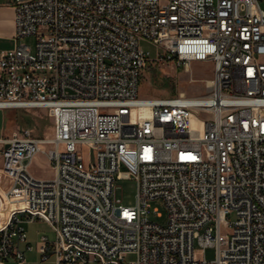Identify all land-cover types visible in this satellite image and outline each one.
I'll return each mask as SVG.
<instances>
[{"label":"built area","instance_id":"obj_1","mask_svg":"<svg viewBox=\"0 0 264 264\" xmlns=\"http://www.w3.org/2000/svg\"><path fill=\"white\" fill-rule=\"evenodd\" d=\"M12 8L0 109H40L52 123L38 138L28 128L0 137V264H27L31 251L52 264H264V0ZM27 36L32 47L17 42ZM149 61L210 62L212 76L200 95L138 97ZM39 153L49 179L29 172ZM123 179L132 205L117 196ZM152 200L163 224L146 218ZM34 221L54 239L31 245L24 224ZM206 247L214 258L196 257Z\"/></svg>","mask_w":264,"mask_h":264},{"label":"rangeland","instance_id":"obj_2","mask_svg":"<svg viewBox=\"0 0 264 264\" xmlns=\"http://www.w3.org/2000/svg\"><path fill=\"white\" fill-rule=\"evenodd\" d=\"M34 37L27 36L17 40L18 43H25L32 47ZM140 46L148 52V59L151 60L156 55L153 45L142 41ZM212 76V64L210 62H192L187 70L183 66H177L174 62H151L149 61L141 70V78L138 86V97L142 98H172L181 92L186 96L200 95L206 90V81ZM0 115V124L11 125L16 129L28 128L33 136H41L51 128V119L39 109H22L4 111ZM83 154L93 155L92 151L82 150ZM29 172L36 178L49 179L52 172L43 154H37L29 165ZM117 196L121 198L124 205L134 203V182L123 179L117 180ZM149 212L146 218L149 221L163 224L166 218V210L159 200L149 201ZM159 214L160 216H157ZM27 240L31 245L45 236L48 240L54 239V232L44 221H34L24 224ZM27 264H52L53 259L45 263H38L37 254L34 251L26 252ZM215 256L214 247H206L203 253H196V257L211 260ZM126 256L125 260H130ZM5 264H15L12 258L7 259Z\"/></svg>","mask_w":264,"mask_h":264},{"label":"crops","instance_id":"obj_3","mask_svg":"<svg viewBox=\"0 0 264 264\" xmlns=\"http://www.w3.org/2000/svg\"><path fill=\"white\" fill-rule=\"evenodd\" d=\"M13 30H14V26H13L12 0H0V52L13 47L15 43V40L13 39ZM8 110H15V109H0V115L2 114L3 116V114L5 113L4 111H8ZM41 111L44 112L43 110ZM14 130H19V129L13 128V126L11 125L0 124V137L9 136L11 132ZM41 136H33V137L38 138Z\"/></svg>","mask_w":264,"mask_h":264},{"label":"bare ground","instance_id":"obj_4","mask_svg":"<svg viewBox=\"0 0 264 264\" xmlns=\"http://www.w3.org/2000/svg\"><path fill=\"white\" fill-rule=\"evenodd\" d=\"M187 70V69H186ZM207 84H209V83H207ZM180 95H184L182 92L180 93ZM198 122H197V120H195L194 118L193 119H191V121H190V125L192 126V127H196V126H198Z\"/></svg>","mask_w":264,"mask_h":264}]
</instances>
